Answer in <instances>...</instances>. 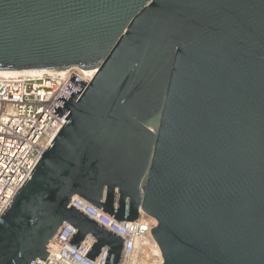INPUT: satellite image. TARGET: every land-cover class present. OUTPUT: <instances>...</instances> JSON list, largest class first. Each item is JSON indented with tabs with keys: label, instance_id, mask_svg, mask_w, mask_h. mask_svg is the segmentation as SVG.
Here are the masks:
<instances>
[{
	"label": "water",
	"instance_id": "obj_1",
	"mask_svg": "<svg viewBox=\"0 0 264 264\" xmlns=\"http://www.w3.org/2000/svg\"><path fill=\"white\" fill-rule=\"evenodd\" d=\"M74 75L66 122L0 218V264L65 223L104 264L124 241L71 206L155 219L161 264H264V0H0V72Z\"/></svg>",
	"mask_w": 264,
	"mask_h": 264
},
{
	"label": "built area",
	"instance_id": "obj_2",
	"mask_svg": "<svg viewBox=\"0 0 264 264\" xmlns=\"http://www.w3.org/2000/svg\"><path fill=\"white\" fill-rule=\"evenodd\" d=\"M97 70L70 68L63 72L0 77V218L38 160L66 122L50 110L71 76L89 84ZM71 206L123 239L119 264H161L163 261L150 229L157 223L141 215L135 222H120L76 197ZM1 222V220H0ZM75 229L65 223L48 244V258L31 264H104L103 248L92 262L85 256L96 239L88 235L79 247L67 245Z\"/></svg>",
	"mask_w": 264,
	"mask_h": 264
},
{
	"label": "bare ground",
	"instance_id": "obj_3",
	"mask_svg": "<svg viewBox=\"0 0 264 264\" xmlns=\"http://www.w3.org/2000/svg\"><path fill=\"white\" fill-rule=\"evenodd\" d=\"M24 74L36 75L38 73H2L0 72V77H10V76H18V75H24ZM91 75H94V72H91ZM153 221L157 223L155 219H153Z\"/></svg>",
	"mask_w": 264,
	"mask_h": 264
}]
</instances>
